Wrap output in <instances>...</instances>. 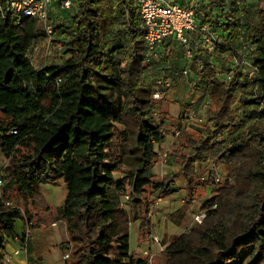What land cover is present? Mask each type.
I'll list each match as a JSON object with an SVG mask.
<instances>
[{
  "label": "trees",
  "instance_id": "1",
  "mask_svg": "<svg viewBox=\"0 0 264 264\" xmlns=\"http://www.w3.org/2000/svg\"><path fill=\"white\" fill-rule=\"evenodd\" d=\"M53 2L62 7L64 0ZM72 2L71 26H54L65 34L58 46L66 58L39 70L28 57L40 37L38 19L0 13V155L10 159L0 188V263L18 220L28 230L57 221L42 186L63 182L71 264H151L131 251V220L151 239V212L173 189L170 179L152 180L156 147L169 129L147 75L169 78L173 66L183 77L172 53L184 49L170 40L147 61L137 0ZM207 2L206 11L194 10L197 29L188 33L194 46L208 31L214 40L215 55L197 50L190 65L208 95L207 128L176 143L173 156L189 189L196 166L207 163L227 166L233 181L205 200L201 224L163 250L164 264H264V0L246 23L235 1ZM246 60L250 67L241 69ZM12 191L22 208L11 204Z\"/></svg>",
  "mask_w": 264,
  "mask_h": 264
},
{
  "label": "rangeland",
  "instance_id": "2",
  "mask_svg": "<svg viewBox=\"0 0 264 264\" xmlns=\"http://www.w3.org/2000/svg\"><path fill=\"white\" fill-rule=\"evenodd\" d=\"M176 1L181 2L180 0ZM240 4L239 7H242L240 8L243 19L242 21L243 23H246L248 21L247 17H251L255 12L256 0H241ZM100 6L103 9L108 8L106 2H102ZM215 13L217 15V11ZM51 22L57 27L56 25L58 24H56V22L52 20ZM56 33L59 35H56ZM56 33L51 41V49L53 50V53L47 58L48 63L51 64L60 63L62 59L64 60L66 58L58 49V45H61L62 41L65 40V34H62L59 31ZM176 60L178 64H183L185 58L182 50L179 51ZM247 62L245 61L246 64ZM183 66L180 67V74H183V70L185 69L182 70ZM217 68L221 69L220 66H217ZM240 68L246 70L243 65L240 66ZM148 73L150 74L148 78L150 83H153L156 77L159 76V72L155 70H151ZM190 75L191 74H189V76ZM189 78L188 76L183 75V77H176L173 81V78L169 76L167 79L172 83L173 87L171 92H173V94L169 99H164L162 102L158 103L161 106L160 111L166 113L167 118L165 121L169 129V134H167L166 141L162 145L157 146L156 150L160 155L167 153L169 156L166 161H161L159 158L157 165L152 171V180L161 183L165 179H170V187L173 190L170 192L171 195H169V197L159 200L157 202V209L151 212V219L153 221L151 239H143L139 232L141 222L139 220H131L129 231L131 251L136 257L141 258L147 257L145 255V252H147L150 256L149 259L151 264H164L165 256L162 253V249H165L172 242L174 237L188 233L194 225L191 226L190 216L193 213L199 212L202 209L205 200L214 196L216 191L225 185L226 181H233L231 172L227 166L207 163L201 166H196V174L194 176L193 184L191 189H189L187 188L186 179L181 173V165L174 160L173 152L176 143L184 141L187 136L195 137L201 134V132L205 133L207 128L206 103L208 102V95L203 91L204 89L200 88V84L194 86L191 82L192 79ZM203 101H205V103ZM156 118L159 119L158 115H156ZM178 131H180V135L176 137L175 133ZM118 134L119 142L122 143L124 130L118 128ZM119 150L122 151L121 146H119ZM9 166L10 159L0 155V179H4V181L1 182L0 188L7 181V170ZM116 177L117 179H120L122 175L118 174ZM212 181H214L213 184ZM201 184L204 186H201ZM42 189L45 201L57 210L58 220V216L64 205L63 200L66 193L63 182H60L58 185H43ZM148 190L150 192L153 191L151 188H148ZM11 197V204L19 208L23 207V201L16 194V191H12ZM127 200V197L123 199L125 207ZM127 209L129 210V207H127ZM52 238L53 237H50L49 240ZM156 238L161 241L160 245H157L154 242V239L156 240ZM61 243L62 239L60 237L53 238L50 245H60ZM60 246H54L51 250L43 254V264H71V251L62 248L60 249ZM7 248L9 251H12L11 238L7 239Z\"/></svg>",
  "mask_w": 264,
  "mask_h": 264
},
{
  "label": "built area",
  "instance_id": "3",
  "mask_svg": "<svg viewBox=\"0 0 264 264\" xmlns=\"http://www.w3.org/2000/svg\"><path fill=\"white\" fill-rule=\"evenodd\" d=\"M72 1L64 0L62 8H71L73 5ZM52 3L53 0H9L6 10L0 6V13L4 16L12 15L14 20L37 18L45 34L52 36L54 34V25L51 22L49 14ZM137 5L145 28L144 39L146 43L147 61L149 63L152 60L158 59L159 52L165 47L166 42L170 40L182 46L184 49V58L190 62L189 66L183 70V75L188 76L191 73L190 65L193 61L195 51L200 50L208 55H215L214 40L212 33L209 31L201 37V40L196 43V46L191 44L188 33L194 32L197 29V19L194 10L185 9L176 5L170 6L163 0H137ZM59 50H61V47ZM242 65L244 67L250 66L245 61L240 66ZM153 85V100L156 102L164 100L173 87L171 81L165 76H157ZM179 135L180 132H176L175 136L178 137ZM168 156L167 153H163L160 155V160L166 161ZM205 216V211L197 214L194 217L195 223L201 224ZM154 242L157 245L161 244L158 238L156 240L154 239ZM145 255L150 257L147 252H145ZM3 259L6 264L12 263V255L10 254H5Z\"/></svg>",
  "mask_w": 264,
  "mask_h": 264
},
{
  "label": "crops",
  "instance_id": "4",
  "mask_svg": "<svg viewBox=\"0 0 264 264\" xmlns=\"http://www.w3.org/2000/svg\"><path fill=\"white\" fill-rule=\"evenodd\" d=\"M163 1L169 4L170 6L176 5V6L183 7L185 9H192V10L200 11V12L206 11L207 10L206 8L208 5L207 0H180L181 2H178L176 0H163ZM240 1L241 0L239 1L235 0V2L237 3L236 8L238 10L242 8V7H239L241 5ZM229 5L230 7L234 6L232 4H229ZM77 12L78 11L76 8L63 9L57 2H53L51 5L49 14H50V19L56 22V24H59V25L64 24L66 26H71V23H70L72 21L71 17ZM39 34H40V37L38 38L37 41H35L33 47L28 53V57L31 60L35 69L39 70L47 65L59 66L63 64L65 59L64 60L62 59L60 63H56V64L48 63V60H47V58L51 56L53 53V50L51 49V41L53 40V36L55 34H53L52 36L45 34V32L43 31V27L41 25H39ZM218 34L224 35L222 32H218ZM58 49H60V46H58ZM179 51H180L179 49L173 50V53H172V63L173 64H178L176 60V56L179 54ZM189 64L190 62L186 61L185 59L182 65L180 64L178 65L180 67L184 65L186 68L189 66ZM170 68L171 70H169L168 74L169 76L173 78V81H174V79L178 76L175 75L174 69H172L173 66H171ZM190 74L191 75L190 76L188 75V78L190 77L189 79H192L191 82L193 83L194 86H196L199 82L198 77L193 72H191ZM147 77L149 78V75H147ZM172 94L173 92L170 91L167 97L165 98V100L169 99L170 96H172ZM203 102L205 103V101ZM206 109H207V103H206ZM65 192L66 193H65L64 199L67 194L66 186H65ZM63 204H64V200H63ZM202 211L203 210L201 209L199 212L193 213L190 216L191 226L195 223L194 217ZM17 223H16V229H15V235L13 238H11L12 240L11 250L12 251H9L7 248V252H6L7 254L12 255L11 264H43V256H44L43 254L51 250V248L54 246L58 247L61 245L60 249L61 248L65 249V246H67L69 242L66 236L67 235L66 227H65L64 222L62 221L61 214H59L58 220L52 226L48 228H44V229L28 230L22 220H18ZM50 237H53V238L60 237L62 239V243L60 245L59 244L50 245L53 239L52 238L51 240H49ZM0 264H6V262L3 261Z\"/></svg>",
  "mask_w": 264,
  "mask_h": 264
}]
</instances>
